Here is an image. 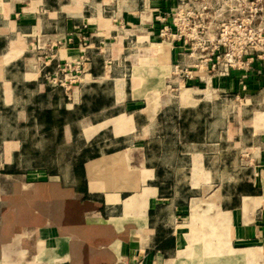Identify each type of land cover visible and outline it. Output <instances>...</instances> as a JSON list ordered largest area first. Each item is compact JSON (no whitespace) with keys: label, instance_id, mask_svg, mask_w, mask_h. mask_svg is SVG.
Returning <instances> with one entry per match:
<instances>
[{"label":"crops","instance_id":"0c3cea01","mask_svg":"<svg viewBox=\"0 0 264 264\" xmlns=\"http://www.w3.org/2000/svg\"><path fill=\"white\" fill-rule=\"evenodd\" d=\"M248 7L0 0V264H264V52L211 68ZM82 56L73 93L46 81ZM166 141L191 189L212 185L190 205L162 180Z\"/></svg>","mask_w":264,"mask_h":264},{"label":"built area","instance_id":"2783aa9c","mask_svg":"<svg viewBox=\"0 0 264 264\" xmlns=\"http://www.w3.org/2000/svg\"><path fill=\"white\" fill-rule=\"evenodd\" d=\"M239 3L241 0H237ZM194 13H184L179 10L175 14V25L179 34L184 35L188 29H195L198 24L193 21ZM260 22L257 23V20ZM170 28H164L168 34ZM87 40V36L84 37ZM211 68L216 70L221 65L229 68L248 70L252 61L251 51L264 52V0H249L248 11L242 16H232L221 22L218 37L212 46ZM90 59L82 56L73 62L59 65L55 72L47 73V81L54 86L62 87L66 93H71L73 86L78 82ZM69 71L64 77L62 72Z\"/></svg>","mask_w":264,"mask_h":264},{"label":"rangeland","instance_id":"374dc122","mask_svg":"<svg viewBox=\"0 0 264 264\" xmlns=\"http://www.w3.org/2000/svg\"><path fill=\"white\" fill-rule=\"evenodd\" d=\"M47 56H48V54H43L42 56H39V57H42L41 60H43ZM66 73H69V71L62 72L61 76L64 77V75ZM81 74H80V76H81ZM46 81H47V79H46ZM49 84L55 88L58 87V86H54L51 83H49ZM75 85L73 86V89L70 91L71 93H73V91L75 89ZM60 88H62V87H60ZM157 144H159V143L157 142ZM162 146H163V148L161 149V151L159 149L154 150V152H155L154 157L156 160H159V157H160L163 160V162L165 163L163 165L164 178L162 179L164 184H165V187H166V189H169L172 187L173 189H176L180 192L181 197L176 201L179 205H190L189 196H191L192 193H195V192L200 193V194L204 193L205 191H208L209 188L212 187V185H210L211 183L209 182L208 186H206V185L201 186L202 184H204L203 182H200V183L194 182L193 183L191 181L192 184L197 185L196 189H191L190 185H189V183H190L189 174L190 173H189V167L187 165V162H188L187 158H183L181 155L180 156L177 155V152L174 148H172L170 141L163 142ZM70 155L71 154H70V148H69L68 149V156H70ZM68 158L70 159V157H68ZM170 191L171 190H169V192ZM196 204H197V206L195 208L196 211H202L203 208L205 207V206H203L202 202L198 201ZM190 212L191 211L189 210L187 213L181 214V218H179L178 223L179 224L182 223L183 225H187L190 221V218H187V216H189Z\"/></svg>","mask_w":264,"mask_h":264}]
</instances>
